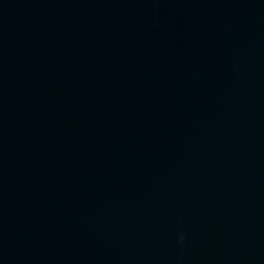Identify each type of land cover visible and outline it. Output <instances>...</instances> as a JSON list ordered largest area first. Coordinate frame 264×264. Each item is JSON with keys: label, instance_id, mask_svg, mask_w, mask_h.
Wrapping results in <instances>:
<instances>
[{"label": "water", "instance_id": "obj_1", "mask_svg": "<svg viewBox=\"0 0 264 264\" xmlns=\"http://www.w3.org/2000/svg\"><path fill=\"white\" fill-rule=\"evenodd\" d=\"M0 264H264V0H0Z\"/></svg>", "mask_w": 264, "mask_h": 264}]
</instances>
